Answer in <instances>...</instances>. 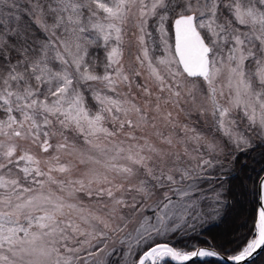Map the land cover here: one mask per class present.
I'll return each instance as SVG.
<instances>
[{
    "label": "snow or ice",
    "instance_id": "6c2138e0",
    "mask_svg": "<svg viewBox=\"0 0 264 264\" xmlns=\"http://www.w3.org/2000/svg\"><path fill=\"white\" fill-rule=\"evenodd\" d=\"M225 261L264 264V0H0V264Z\"/></svg>",
    "mask_w": 264,
    "mask_h": 264
},
{
    "label": "trees",
    "instance_id": "16d2710c",
    "mask_svg": "<svg viewBox=\"0 0 264 264\" xmlns=\"http://www.w3.org/2000/svg\"><path fill=\"white\" fill-rule=\"evenodd\" d=\"M259 166L257 165V168ZM205 227L207 228V231L205 232V235L207 236L209 232L216 234V233H220L226 230H229L230 228L234 227V225L232 224L231 218H226L223 222H220L219 220H215L213 222L210 223H206ZM222 264H229L227 262H222ZM257 264H260V262L258 261Z\"/></svg>",
    "mask_w": 264,
    "mask_h": 264
},
{
    "label": "water",
    "instance_id": "95a60500",
    "mask_svg": "<svg viewBox=\"0 0 264 264\" xmlns=\"http://www.w3.org/2000/svg\"><path fill=\"white\" fill-rule=\"evenodd\" d=\"M225 262H227V261H225ZM227 263H229V262H227Z\"/></svg>",
    "mask_w": 264,
    "mask_h": 264
},
{
    "label": "rangeland",
    "instance_id": "374dc122",
    "mask_svg": "<svg viewBox=\"0 0 264 264\" xmlns=\"http://www.w3.org/2000/svg\"><path fill=\"white\" fill-rule=\"evenodd\" d=\"M127 58V57H126Z\"/></svg>",
    "mask_w": 264,
    "mask_h": 264
}]
</instances>
